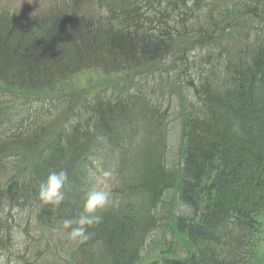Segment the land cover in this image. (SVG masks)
I'll list each match as a JSON object with an SVG mask.
<instances>
[{
  "label": "trees",
  "instance_id": "16d2710c",
  "mask_svg": "<svg viewBox=\"0 0 264 264\" xmlns=\"http://www.w3.org/2000/svg\"><path fill=\"white\" fill-rule=\"evenodd\" d=\"M41 1L27 16L0 7V264H136L169 190L190 214L144 264H264V0ZM151 63L178 68L199 102L173 167L159 100L63 92L85 70ZM61 171L64 202L42 203L39 185ZM91 189L110 204L90 239L71 244L57 230Z\"/></svg>",
  "mask_w": 264,
  "mask_h": 264
},
{
  "label": "rangeland",
  "instance_id": "374dc122",
  "mask_svg": "<svg viewBox=\"0 0 264 264\" xmlns=\"http://www.w3.org/2000/svg\"><path fill=\"white\" fill-rule=\"evenodd\" d=\"M81 2L85 5H91L90 1L81 0ZM47 5V2L40 0H0V7L6 8L23 16L36 12ZM104 75H102L99 70H87L70 79L64 85L65 91L63 92L69 94L79 87L88 89L91 88L90 84H95L97 89H99L100 85V89L105 90L106 94L124 90H140L150 95L152 99L159 100L163 105L169 108L168 142L166 151L167 165L170 167L176 165L178 160L181 123L189 113L192 111L194 112L199 107L197 98L191 97L189 93L185 92L187 91L186 82L183 78H180L181 74L179 69L171 68L162 73L159 71V68H147L143 70H132L128 72L126 76L123 74H113L109 76ZM181 93L184 96H181ZM172 197V192H168L166 194L164 198L165 202L159 207V212H163V210L167 208L168 202L172 200ZM175 205L180 211L185 210L184 206L178 202V200L175 202ZM177 211L178 210H175V212ZM165 216H168L167 213H165ZM165 224L166 221L164 219L161 226L153 231L148 241L150 244L147 248L149 247L150 249L154 244L152 242L157 241L162 237L161 228ZM177 238L180 239V237ZM155 246L154 250L149 254L141 256V260L138 264L145 262L151 254L155 253V251L159 252L165 249L162 242L156 243ZM177 254L183 255L185 254V250L183 248H178Z\"/></svg>",
  "mask_w": 264,
  "mask_h": 264
},
{
  "label": "clouds",
  "instance_id": "9594fccd",
  "mask_svg": "<svg viewBox=\"0 0 264 264\" xmlns=\"http://www.w3.org/2000/svg\"><path fill=\"white\" fill-rule=\"evenodd\" d=\"M68 175L66 172H53L39 185L38 197L46 205L59 207L65 200V186ZM110 204L109 192L101 189H91L86 193L83 211L73 219L62 221L59 229L61 234L66 231L64 238L71 244L83 245L90 239L89 228L98 225Z\"/></svg>",
  "mask_w": 264,
  "mask_h": 264
}]
</instances>
